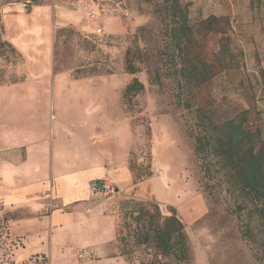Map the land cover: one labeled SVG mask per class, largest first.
<instances>
[{
	"label": "rangeland",
	"instance_id": "1",
	"mask_svg": "<svg viewBox=\"0 0 264 264\" xmlns=\"http://www.w3.org/2000/svg\"><path fill=\"white\" fill-rule=\"evenodd\" d=\"M179 3L176 38L181 20L155 0H0V96L45 95L51 122L54 104L86 119L99 103L106 166L131 173L118 194L64 208L73 223L56 230L14 229L28 213L0 199V264H139L156 255L134 244L141 206L184 224L185 258L157 255L163 264H264V220L212 144L196 151L210 122L238 113L264 149V0ZM134 80L141 88L127 90Z\"/></svg>",
	"mask_w": 264,
	"mask_h": 264
},
{
	"label": "crops",
	"instance_id": "2",
	"mask_svg": "<svg viewBox=\"0 0 264 264\" xmlns=\"http://www.w3.org/2000/svg\"><path fill=\"white\" fill-rule=\"evenodd\" d=\"M16 89L0 96L6 102L0 104V199L28 213L12 221L14 229L24 231L34 224L56 230L73 223L64 208L89 198L91 180L109 171L119 186L131 179V173L123 165L106 166L111 160L100 151L110 119L99 103L95 115L86 119H81L84 111H63L54 104L51 122L45 95Z\"/></svg>",
	"mask_w": 264,
	"mask_h": 264
},
{
	"label": "trees",
	"instance_id": "3",
	"mask_svg": "<svg viewBox=\"0 0 264 264\" xmlns=\"http://www.w3.org/2000/svg\"><path fill=\"white\" fill-rule=\"evenodd\" d=\"M155 6L165 9L167 15L181 21L174 29L175 37L185 31L186 15L180 9L179 0H155ZM177 33V35H176ZM129 70L133 71L132 65ZM141 88V84L134 80L127 90ZM243 113H238L222 123L210 122L209 136L203 135L197 140V152L209 151L212 144L217 164L230 176L233 184L242 196L253 203L259 219L264 220V149H256L257 132L248 129L244 124ZM168 215H163L158 207L149 209L141 206L131 210L130 217L135 222L133 235L134 244L150 247L156 255L147 260H140L139 264H163L157 255H172L181 260L186 256V239L184 224L174 209Z\"/></svg>",
	"mask_w": 264,
	"mask_h": 264
},
{
	"label": "built area",
	"instance_id": "4",
	"mask_svg": "<svg viewBox=\"0 0 264 264\" xmlns=\"http://www.w3.org/2000/svg\"><path fill=\"white\" fill-rule=\"evenodd\" d=\"M88 189L90 194L102 196H111L120 192L117 182L109 171H105L100 178L91 180Z\"/></svg>",
	"mask_w": 264,
	"mask_h": 264
}]
</instances>
